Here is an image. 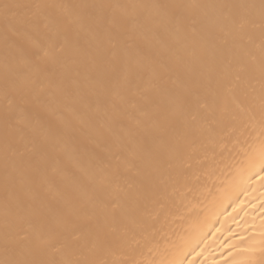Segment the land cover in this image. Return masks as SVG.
<instances>
[{"label": "bare ground", "instance_id": "obj_1", "mask_svg": "<svg viewBox=\"0 0 264 264\" xmlns=\"http://www.w3.org/2000/svg\"><path fill=\"white\" fill-rule=\"evenodd\" d=\"M0 264H264V0H0Z\"/></svg>", "mask_w": 264, "mask_h": 264}]
</instances>
